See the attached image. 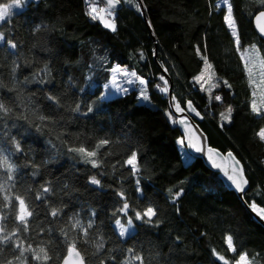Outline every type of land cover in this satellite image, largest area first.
<instances>
[{
    "label": "trees",
    "instance_id": "1",
    "mask_svg": "<svg viewBox=\"0 0 264 264\" xmlns=\"http://www.w3.org/2000/svg\"><path fill=\"white\" fill-rule=\"evenodd\" d=\"M121 1L114 11L115 32L91 19L90 0H28L11 23L0 24L6 39L17 44L15 50L0 45V99L11 108L0 118V147L8 152L13 139L19 142L22 151L9 156L17 167L11 191L24 196L33 211L28 232L21 230L18 236L25 247H45L50 257L37 262L26 252L27 264H60L67 254L65 241L76 242L86 264H124L133 255H142L143 264H223L213 249L229 264L241 252L248 253L252 264H264V227L216 171L179 143L182 136L174 116L168 115L167 94L156 87H164V76L172 98L182 106L192 102L209 144L232 151L243 165L245 202L264 207V141L258 136L264 126V39L252 24L264 5L230 0L241 40L237 50L220 0ZM240 48L248 49L255 84H250ZM202 56L211 65L213 83L208 88L193 79L205 66ZM114 63L134 69L147 81L148 102L138 101L133 88L99 99ZM45 65L50 74L41 71ZM253 100L260 114L251 110ZM77 103L79 112L74 111ZM229 106L230 123L221 117L228 115ZM102 139L109 144L97 151L99 167L68 151L81 146L91 151ZM132 151L138 154L135 175L124 163ZM93 177L99 185L91 183ZM137 179L142 192L137 191ZM42 185L51 192L37 200ZM177 191L181 195L173 200ZM124 199L127 214L119 211ZM148 206L156 210L152 224L134 216ZM51 208L60 214L51 216ZM126 215L134 226L121 237L114 221L126 224ZM73 218L84 226L94 220L87 242L80 228L72 226ZM12 219L9 215V230L16 228ZM227 235L233 237L236 253L228 251ZM100 242L103 247L97 251ZM4 255L10 258L8 246Z\"/></svg>",
    "mask_w": 264,
    "mask_h": 264
},
{
    "label": "snow or ice",
    "instance_id": "2",
    "mask_svg": "<svg viewBox=\"0 0 264 264\" xmlns=\"http://www.w3.org/2000/svg\"><path fill=\"white\" fill-rule=\"evenodd\" d=\"M28 0H11L10 3L8 2H0V24H4L5 22L11 23V19L14 15V12L16 10H21L26 4ZM128 3H132V0H127ZM258 2L261 5H264V0H258ZM106 3L108 4L107 9H100L99 11L95 7V5H90V10L88 12V15L93 20H101L104 24L105 28L110 29L111 31H116V24L114 22V10L117 5L121 3V0H106ZM220 5H223L226 8V15L224 16V20L227 24V27L231 30V34L235 37V45L237 50H239L241 40L239 35L238 26L236 24L235 17L233 15V4L230 2V0H220V4H218V7ZM136 8L138 11H142L139 4L136 5ZM101 12H105L109 18H105V16L100 15ZM264 18V11H260L258 16L256 17V21L258 24L259 33L261 35H264V24H260L259 21ZM37 30H39L37 28ZM6 44L7 47L11 50H15L17 48V44L14 43L12 40L6 39L5 33L3 31H0V45ZM206 47V45H205ZM251 47H255V45H252ZM199 51V49H197ZM15 54V52H13ZM143 58V57H142ZM241 58L244 59V54L241 53ZM202 60L205 63V67L210 68L211 65L207 61L206 56H202ZM261 64H264V60H261ZM19 65H15L13 67L12 71L15 72V68ZM244 68L246 70V74L249 77L250 84H255L254 80H251V69L248 67V60L244 59ZM44 74H50L49 69L47 65L41 70ZM111 73H113V77L111 80L112 85H114V89L117 93H127L128 89L125 87H122L118 82V77L122 73L124 77H134L135 79L127 80L126 82L128 84H133L135 82H139L140 85H146L147 81H145L142 77H138L135 72H129L126 68H121L120 65H116L115 67H112L109 69ZM164 71H167V68L164 69ZM35 78V77H34ZM203 78V73H201L200 76L194 77V82L199 83V81ZM261 78L262 81H264V70L261 71ZM160 79L164 81V87H160L157 85L156 87L161 91L162 93L167 94L169 92V86L167 83V80L164 76H161ZM44 79L41 78L39 80V83H44ZM223 83L227 87H231V85L227 84V81H223ZM218 86V85H214ZM105 88H108V85H104ZM11 91V89H9ZM252 95H255V92L252 93ZM139 96L147 100L148 96L146 94V91L142 87L139 91ZM47 99L51 101H56L55 97L48 96ZM104 96H101L99 99H104ZM216 101H222V97L220 95H216L214 97ZM172 107L177 112L183 113L185 111L184 108L180 107V104L178 101L175 100V97L172 98ZM209 103H211V96H209ZM58 104V102H57ZM187 108L191 111H195V109L192 106L191 101L186 102ZM251 110L256 113L260 114L261 109L257 107L255 101L253 100L251 102ZM80 105L77 103L75 106L74 111L79 112ZM93 109L92 107L88 108V111L91 112ZM232 108L229 106L227 109L228 115H225L224 113H221V117L223 121L231 122V113ZM11 112V108L7 107L2 99H0V118H3L4 116H7ZM199 115V113H196ZM169 117H171L172 113H168ZM41 121L47 119L46 117H40ZM175 122V121H173ZM179 123L183 124L185 127H187V120L186 118L181 119ZM223 126V123L221 124ZM258 136L261 140H264V129H261L258 133ZM206 139V138H205ZM179 143L181 145L185 144V140L183 137L179 140ZM13 148L11 151L6 152V150L3 147H0V264H27L28 257L25 256V253H31V259L37 262L42 261H48L50 259L47 249L45 247H38L33 248L31 244H28L27 247L24 246L25 242L20 239L18 236V233L22 230L23 232H28V220L29 217H32L33 211L30 210L28 203H26L24 196L13 193L11 189L15 186V177L13 173L17 171L16 165L11 163L9 160V156L15 155L16 152H20L21 147L19 142L12 140ZM109 144L108 139H102L98 142V144L93 145V150H88L87 148L81 146V147H74L69 148L68 151L71 153H76L78 156L84 159L85 163H90L93 167H99V164L97 163V160L95 157L97 156V151L102 148L103 146H106ZM189 144H191V147L195 148L197 152L204 153L205 151L208 153V158L212 159V154L215 152L217 155H219L217 150H214L212 148H207L203 146V142H200V146H197V144L191 143V137H189ZM229 157H233V153H228ZM124 163L129 167V170L132 172L133 175L136 174V172L139 170L137 167L138 164V154L136 151H132L131 154L128 156V158L124 161ZM212 163L215 165L216 168H220L221 166L219 164H215V161L213 160ZM243 165L238 161H233V166L231 168V174H228L227 172L225 175L227 176V179L232 183L234 188L238 190L239 192L243 193L245 191V186L248 184L247 178L243 175ZM37 173H33L35 176ZM92 184L99 185L100 181L97 180L95 177L91 180ZM137 185V191L142 192V189L140 188V181L139 179L136 180ZM28 191H31L29 189ZM51 192V189L47 186H41L40 188V194L36 195L35 199L39 200L41 199V195L47 196ZM118 195L123 198L124 194L118 193ZM181 195V191H177L175 195L172 196L173 200H176ZM250 209L257 213L260 218L264 219V207H259L255 202L251 203L249 205ZM8 210V211H5ZM129 210V205L127 203V200L124 199L122 207L119 209L120 212L127 214ZM60 209L51 208L50 215L55 217L60 214ZM9 215L12 216V223L16 224V228L14 230H9L8 224H9ZM92 217H95V212L93 211L91 213ZM135 219L143 221L148 224H152V217L156 216V210L152 206H148L143 213L141 212H135L134 213ZM78 217V214H77ZM75 222L73 223V227H79L82 233V239L87 242L88 240V230L93 226L94 220L90 219L87 226H84L81 221L78 218H73ZM158 223V221H157ZM126 224L121 223L119 219L115 220V225L118 229L119 235L121 237H124L125 235L129 234V229L133 228V218L126 215ZM63 235H67L66 233H63ZM65 243L68 245L66 252L67 255L63 259V264H85V259L81 255L80 251L76 248V242L75 241H65ZM226 245L228 248V251L231 253H236L237 249L233 244V237L231 235H227L226 237ZM5 246H8L10 249V258L4 255ZM103 247V243H97L96 248L97 251H99L100 248ZM130 253H133V249L127 250ZM213 255L217 257V259L223 264H229V262L225 259L224 256L219 255L216 253V251L213 249ZM75 256L76 259L72 260L71 258ZM255 257H253L254 259ZM143 256L142 255H133L132 259L126 260L124 264H132V261H138L140 264H143ZM235 264H252V261L248 257V253L241 252L238 256V259H235Z\"/></svg>",
    "mask_w": 264,
    "mask_h": 264
},
{
    "label": "water",
    "instance_id": "3",
    "mask_svg": "<svg viewBox=\"0 0 264 264\" xmlns=\"http://www.w3.org/2000/svg\"><path fill=\"white\" fill-rule=\"evenodd\" d=\"M106 7L108 8V4L106 3V0H101ZM122 5V1L119 5H117L115 7V10H118ZM260 11H264V8L259 10L258 12H256L253 15L252 18V24H253V28L255 30V32L257 33V35L259 37H261L262 39H264V35H261L259 33V29H258V24L256 21V17L258 16ZM140 15L142 16V18L146 21V18L143 14V11H139ZM147 22V21H146ZM260 24H264V18H262L259 21ZM169 86V92L167 93V97H168V103H169V107H170V112L172 113V115L174 116V120H175V125L177 126V128L179 129V132L181 134V136L183 137V139L185 140V149L186 151L195 157H198L199 159H201L202 163L207 166L209 169L216 171L218 174V177L220 178V180L222 181V183L224 184V186L227 189L233 190L235 192V194L238 196V198L242 201V203L244 204V206L247 208V210L250 212L252 218L258 222L259 224H261L264 227V219L260 218L259 215L257 213H255L254 211H252L249 207L250 204L246 203L244 200V193L248 188V184L245 186V191L243 193L239 192L238 190H236L234 188V186L232 185V183L227 179V176L225 175V173L227 172L228 174H231V168L233 166V161L238 160L240 162V160L234 155V153L230 150L222 152L220 149L212 146L211 144H209L208 138L205 134V132L201 129V127L199 126V124L197 123V121L195 120L197 117V108L192 104L193 108L195 109V111H191L187 108V105L185 104L184 106L180 105L181 108H184L185 111L183 113L177 112L174 107H172V97L170 94V82L168 84ZM186 118L187 120V127H185L183 124L179 123V121L181 119ZM189 137H191V143L192 144H197V146H200V142H203V146L205 147V149L207 148H212L214 150H217L219 155H217L215 152L212 154V159L210 160L208 158V153L205 151L204 153H200L197 152L195 150V148L191 147V144H189ZM206 138V139H205ZM231 152L233 153V157H229L228 153ZM215 161V164H219L221 167L220 168H216L215 165L212 163V161ZM241 163V162H240ZM243 175L244 171H243ZM246 177V176H245ZM259 206V205H258ZM261 207V206H259ZM67 255V254H66ZM65 255V256H66ZM64 256V257H65ZM64 259V258H63ZM63 259L61 261L60 264H63ZM72 260H75L76 257L73 256L71 258ZM86 264V263H85Z\"/></svg>",
    "mask_w": 264,
    "mask_h": 264
},
{
    "label": "rangeland",
    "instance_id": "4",
    "mask_svg": "<svg viewBox=\"0 0 264 264\" xmlns=\"http://www.w3.org/2000/svg\"><path fill=\"white\" fill-rule=\"evenodd\" d=\"M10 2H11V1H10ZM10 2H8V3H10ZM90 3H91L90 5H95V7L97 8L98 11H99L100 9H107L106 5H105L101 0H90ZM100 15L105 16V18H109L105 12H101ZM225 15H226V13H225ZM99 21L103 24V22H102L101 20H99ZM103 25H104V24H103ZM240 53H243V54H244V59H248V49H247V48H240ZM116 65H120V64L114 63V65H113L112 67H115ZM120 66H121V68H126L129 72H135L134 69H132V68L126 67V66H124V65H120ZM112 67H111V68H112ZM135 73H136V72H135ZM201 73H203V78L199 81V83L202 84L204 87H207V88L210 87V86L212 85V83H213L212 73H211L210 69H209L208 67H205V66H204V68L202 69ZM201 73H200L198 76H200ZM136 74H137V73H136ZM113 75H114L113 73H111V72L109 73V77H108L106 83L104 84V85L107 84V85H108V88L103 87V90H102V92H101V94H100V97H101V96H104V97L106 98V97H109V96H111V95L122 94V93H117V92L115 91V89H114V85H112V83H111V80H112ZM137 76H138V77H142V76H140V75H138V74H137ZM142 78H143V77H142ZM132 79H135V78H134V77H131V76H129V77H124L123 74L121 73V74L119 75V77H118L117 82H118L122 87H125V88H127L128 90H129V89H132V88L135 89V91H136V95H137V100H138V101H140V102H148V99H147V100H144V99H142V98L139 96V91H140V89H141L142 87H143L144 90L146 91V89H145V85H140L138 81L135 82V83H133V84H128V83L126 82L127 80H132ZM143 79H144V78H143ZM146 94H147V91H146ZM147 96H148V94H147ZM261 129H264V126H263ZM261 129H260V130H261ZM259 132H260V131H259ZM263 141H264V140H263ZM114 225H115V221H114ZM125 226H127V224H125ZM133 226H134V223H133ZM115 227H116V225H115ZM116 229H117V227H116ZM131 229H133V228H130L129 231H130ZM117 231H118V229H117ZM237 259H238V258H237Z\"/></svg>",
    "mask_w": 264,
    "mask_h": 264
}]
</instances>
